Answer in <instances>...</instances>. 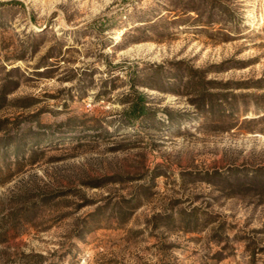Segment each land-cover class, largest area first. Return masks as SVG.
I'll use <instances>...</instances> for the list:
<instances>
[{
  "label": "rangeland",
  "instance_id": "obj_1",
  "mask_svg": "<svg viewBox=\"0 0 264 264\" xmlns=\"http://www.w3.org/2000/svg\"><path fill=\"white\" fill-rule=\"evenodd\" d=\"M18 1L0 264H264V0Z\"/></svg>",
  "mask_w": 264,
  "mask_h": 264
},
{
  "label": "trees",
  "instance_id": "obj_2",
  "mask_svg": "<svg viewBox=\"0 0 264 264\" xmlns=\"http://www.w3.org/2000/svg\"><path fill=\"white\" fill-rule=\"evenodd\" d=\"M10 1H12V2H19L18 0H10ZM139 101H140V98L138 97L137 100H135V102L133 104H131V109L133 111H136L137 110L136 113L138 115L139 114H142L143 111H144V109H145L144 105H142ZM137 114L134 115V117L137 116Z\"/></svg>",
  "mask_w": 264,
  "mask_h": 264
}]
</instances>
